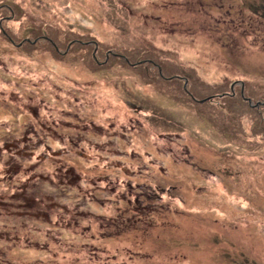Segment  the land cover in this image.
Wrapping results in <instances>:
<instances>
[{"label":"rangeland","instance_id":"obj_1","mask_svg":"<svg viewBox=\"0 0 264 264\" xmlns=\"http://www.w3.org/2000/svg\"><path fill=\"white\" fill-rule=\"evenodd\" d=\"M0 6V264H264V0Z\"/></svg>","mask_w":264,"mask_h":264},{"label":"flooded vegetation","instance_id":"obj_2","mask_svg":"<svg viewBox=\"0 0 264 264\" xmlns=\"http://www.w3.org/2000/svg\"><path fill=\"white\" fill-rule=\"evenodd\" d=\"M1 10H2V6H0V12H1ZM3 30V32H4V29H3V18L1 17V14H0V31H2ZM44 38V37H43ZM40 38H37L36 40H39ZM10 41H13V39L12 38H10L9 39ZM37 42V41H36ZM52 42V44L55 46V48L59 51V48H58V45H57V43H55L54 41H51ZM70 46H72V44H70L69 45V47ZM30 131H31V129H30ZM29 134V133H28ZM41 140V139H40ZM30 140L28 139V140H26V143L28 144V146L30 147V145L32 144V143H28ZM39 142H41V141H39ZM18 148V147H17ZM18 151H19V149H18ZM27 152H29L30 153V157H33V153L35 152V150H33V149H28V151ZM2 152L0 151V160L2 159ZM18 165H15V166H12L11 167V169H9V171H8V173H7V176H6V179L8 178V179H10V182L11 181H13V179L15 178V175L17 174V172H18V168L16 169V167H17ZM34 167H35V164H34ZM16 169V170H15ZM15 170V171H14ZM13 171L15 172V173H13ZM1 174H2V172L0 173V202H1V204H3V192H2V179H1ZM38 178H43L44 176L43 175H40V176H37ZM34 184H36V183H34ZM6 200H8L9 202H10V206H14V204L18 201V196H17V194L15 193V192H12L11 194H10V197L9 198H7ZM0 204V205H1Z\"/></svg>","mask_w":264,"mask_h":264}]
</instances>
